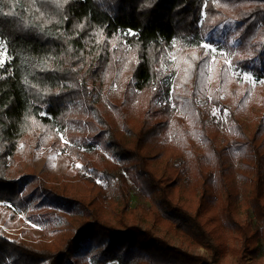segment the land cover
I'll return each mask as SVG.
<instances>
[{
	"label": "trees",
	"instance_id": "obj_1",
	"mask_svg": "<svg viewBox=\"0 0 264 264\" xmlns=\"http://www.w3.org/2000/svg\"><path fill=\"white\" fill-rule=\"evenodd\" d=\"M226 22L234 25L225 38L231 64L237 71L255 74L260 85L264 86V0H0V56L4 49L7 54L6 62L0 65V206L10 202L18 207L20 198L33 183L29 179L12 178L18 155L26 149L61 148L59 135L71 123L93 127V114L100 110L92 105L90 97L97 92L103 93L104 86L119 83L121 75H117L125 62H131L127 84L138 95L147 94L156 85L157 95L163 99H169L171 95L168 76L174 68L179 69L181 73L177 82L186 97L183 99L181 94H177L174 100L171 99L174 108L198 111L196 101L207 89L202 87L204 83L198 85V81L205 80L199 73L205 70L210 58L202 43L210 30ZM233 39L237 41V47L230 43ZM171 51L174 57L169 59L167 54ZM162 63L169 65L166 74L158 69ZM224 69L225 65L217 68L219 82H222ZM108 72L116 74L105 79ZM230 81L236 83L237 79ZM82 96L85 111L75 122L72 113L81 110L79 101ZM158 108L154 111L158 122L146 119L138 125H124L133 139L131 148L125 145L126 142H121L114 127H108L117 149L124 155L139 159V175L137 179L133 178L139 190L155 197L156 188L176 189L191 168L226 167L227 158H235L232 151L246 148L247 160L252 162L250 164L255 171L252 206L257 219L264 220V171L262 164L258 163L261 160L264 164V153L261 154L250 143L235 141L231 147L218 150L214 138L205 137L207 148L202 155L195 154L194 147L190 151L181 150L184 156L186 153L188 156H178L179 164L171 166L173 171L169 176L155 178L141 150H150L159 143L160 134L166 131L174 116L170 100ZM98 117L102 128L109 124L101 115ZM177 119L181 120L180 117ZM101 134L93 135L95 140L87 144L88 139L83 141L77 139L80 138L78 136L71 137L73 146L62 148H67L69 156L83 158L84 167L89 168L93 164L91 156H97L95 143L102 139ZM79 141L89 149L81 150L76 144ZM158 156L156 154L152 159ZM209 175L212 176V170ZM42 176L29 193L30 206L36 197H47L58 206H66L67 210L84 204L82 200L73 198L66 188L46 184ZM78 181L77 176L75 184L79 193L90 194L96 188L94 181ZM161 202L166 210L182 216L168 220L179 229L186 220L184 212L169 201ZM230 209L234 210L232 206ZM233 216L229 214L228 223L240 229L242 246L245 249L253 247L251 255L258 256L262 233ZM211 221L217 222L220 228H229L228 223L224 226L219 222L208 206L198 209L194 218L189 215L187 226L194 225L197 234L189 229H184V233L211 249L221 247L223 240L220 235L205 233L201 228ZM152 231L134 223L114 224L96 218L87 221L63 249L45 242L13 241L0 233V264L205 262L201 256L168 245Z\"/></svg>",
	"mask_w": 264,
	"mask_h": 264
},
{
	"label": "rangeland",
	"instance_id": "obj_2",
	"mask_svg": "<svg viewBox=\"0 0 264 264\" xmlns=\"http://www.w3.org/2000/svg\"><path fill=\"white\" fill-rule=\"evenodd\" d=\"M233 27V23H221L212 31L210 30L209 35L203 40L202 46L210 58L205 70L199 73L205 80L204 82L198 81V85L204 83L202 87L206 86L207 89L196 101L199 106L198 111L191 112L189 108H184L187 112L185 113L182 108H174L172 100L177 94H181V98L186 97L182 95L180 84L177 82L181 73L179 69L174 68L172 74L168 76L171 95L169 99H163L158 97L156 85L147 94L138 95L127 84L131 68V62L128 61L124 63L117 75V77L121 75L119 83H114L110 87L104 86L103 93L97 92L95 96L90 97L92 105L100 110L93 114L95 120L93 127L89 124L79 126L77 123H71L65 132L59 135L61 148L33 151L26 149L20 153L17 157V164L13 167L12 178L22 181L29 179L33 183L20 198L18 207L10 202L0 206V233L13 241H25L31 244L45 242L63 249L68 240L74 237L87 221L97 218L114 224L134 223L144 229L153 230L152 232L167 241L168 245L188 254L205 258L203 264H264V220L259 221L254 214L252 203L255 171L250 164L252 162L247 160L249 154L247 155L246 148L232 151L235 158L228 157L226 167L191 168L189 175L180 182L176 189L160 190L159 187L156 188L155 197H151L143 194L133 180L139 175V159L136 156L121 153L113 143L108 128L114 127V132L121 142H126L125 145L131 148L133 139L129 129H125L124 125L126 127L138 125L146 119H152L153 123L158 122L159 118H155L154 111L170 100L174 116L168 128L160 134L159 143H156L153 148L141 150L148 169L157 179H163L172 173L173 167L171 166L179 164L180 160H177L179 155L188 156L187 153L184 156L181 150L190 151L194 147V153L202 155L204 149L207 148L205 137L214 138V145L218 150L231 147L235 141H239L254 145V148L263 154L264 86L260 85L255 74L237 71L231 64L229 50L225 47V38ZM230 43L237 45L234 39ZM173 53L169 52L167 58H173ZM222 65H225L226 69L221 76L222 82H219L217 68ZM168 68L167 63L158 66L162 74H166ZM111 75L113 74L108 72L104 78L107 79ZM245 77H250V79ZM235 78L236 83L230 81ZM79 103L81 110L72 113L75 122L85 111L83 96ZM99 115L109 122L104 128L101 126ZM177 117L181 120L178 121ZM98 133H102V139L98 141L99 143H95L98 153L96 157L91 156L93 164L89 168L84 167L83 158L69 156L67 148H62L73 146L71 137L78 136L80 138L77 139L83 141L88 139L87 144L95 140L92 136ZM81 143L80 141L76 143L80 145L81 150L89 149ZM156 154L159 156L152 159ZM255 162L253 160L254 164ZM258 163L262 164L264 171L263 161L259 160ZM210 170H212V176L209 175ZM42 175L46 184L66 188L73 198L82 200L84 204L72 206L67 210L66 206H58L57 202L47 197L40 199L36 197L30 206L29 193L37 183L39 184ZM77 176L80 180L78 183L94 181L96 188L90 194H83L82 191L79 193L75 184ZM139 180H142V177H139ZM165 195L166 198H164ZM163 200L180 207L184 212L186 220L182 222V225L180 224L179 229L168 220L173 221L175 217L181 218L182 216L166 210L167 207H164L161 202ZM262 202L264 203V199ZM208 206L224 226L228 223L231 213L235 216H233L235 220L238 219L241 223H248L253 229H258L263 238L262 253L260 252L258 256L251 255L250 250L253 247L249 246L245 249L242 246L243 238L240 229L238 230L231 223H228L229 228H220L217 222L213 221L201 227L205 233L220 235L223 240L222 245L217 244L221 247L215 246L211 249L189 238L184 233V229L197 234L194 225L187 226L189 215L194 218L198 209ZM231 206L234 210L230 209ZM29 208L30 210H27Z\"/></svg>",
	"mask_w": 264,
	"mask_h": 264
},
{
	"label": "snow or ice",
	"instance_id": "obj_3",
	"mask_svg": "<svg viewBox=\"0 0 264 264\" xmlns=\"http://www.w3.org/2000/svg\"><path fill=\"white\" fill-rule=\"evenodd\" d=\"M207 47V46H205ZM3 51V55L0 56V65L4 64L6 62V49L2 50ZM246 79H250V77H245ZM215 115V113H214ZM225 115H227V112L225 111ZM79 167V165H77ZM99 183V181H97Z\"/></svg>",
	"mask_w": 264,
	"mask_h": 264
}]
</instances>
